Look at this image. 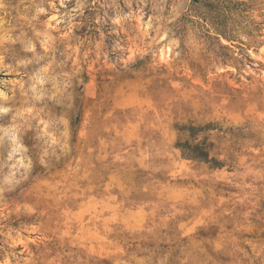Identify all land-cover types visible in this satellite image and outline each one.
<instances>
[{
    "label": "rangeland",
    "instance_id": "obj_1",
    "mask_svg": "<svg viewBox=\"0 0 264 264\" xmlns=\"http://www.w3.org/2000/svg\"><path fill=\"white\" fill-rule=\"evenodd\" d=\"M0 264H264V0H0Z\"/></svg>",
    "mask_w": 264,
    "mask_h": 264
},
{
    "label": "trees",
    "instance_id": "obj_2",
    "mask_svg": "<svg viewBox=\"0 0 264 264\" xmlns=\"http://www.w3.org/2000/svg\"><path fill=\"white\" fill-rule=\"evenodd\" d=\"M210 128V126L204 127V129ZM190 133L192 141H184L177 144V148L180 150L181 156L189 160H200L209 164L213 168L220 169L223 165L210 155L211 145L206 138L203 140H197L194 138L196 133L201 132L203 129L189 126L187 129Z\"/></svg>",
    "mask_w": 264,
    "mask_h": 264
}]
</instances>
